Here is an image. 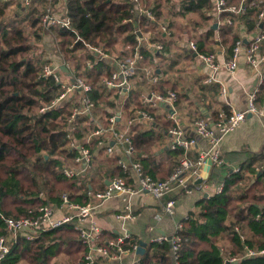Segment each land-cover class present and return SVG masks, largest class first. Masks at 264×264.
I'll return each mask as SVG.
<instances>
[{
	"label": "trees",
	"instance_id": "16d2710c",
	"mask_svg": "<svg viewBox=\"0 0 264 264\" xmlns=\"http://www.w3.org/2000/svg\"><path fill=\"white\" fill-rule=\"evenodd\" d=\"M241 1L229 0V4ZM48 2L32 0L24 12L18 14L17 11L13 18H7V7L11 2L0 0V236L7 231L2 216L18 218L43 204L60 205L64 193L68 194L70 201L86 204L90 201V189L99 191L107 186L99 168L94 169L93 164L87 173L73 178L64 176L61 167L63 160L71 164L78 153L77 148L70 147L72 140L89 146L91 152L101 145L98 136L91 137L89 141L87 136L98 125L107 127L115 110L125 113L126 120L133 119L131 135L135 151L132 160L141 162L147 174L163 180L179 166L184 149L177 146L171 150L168 168L156 174L151 153L164 134L158 132L151 136L153 127L157 129L163 125L168 130L173 124L162 122L156 108L144 102L138 90H132L124 102L120 101L119 91L103 83L113 71L107 59L88 65L97 58L92 48H99L108 55L118 53L122 58L139 51L143 59L137 71H142V75L148 78L151 91L162 95L174 91L176 106L179 92L171 85L172 82L162 78V72H157L155 62L158 57L165 59L163 53L168 52L171 45L169 38L179 39L187 33L196 45L197 54H214L216 47H224L226 58L230 60L237 42H243L240 27L243 26L248 33L264 28V19L259 17L264 10V0H244L246 12L241 16L230 12L218 14L220 20H224L218 29L219 39L215 38L217 30L212 28L211 0H179L178 4L171 0H139L140 6L154 19L146 12L138 13L133 0H66L70 28L53 25L48 28L55 35L65 61L74 69L69 77H81L90 83L93 87L90 98L94 102L91 116H79L76 129L69 136L68 119L72 109L79 106L78 94L61 106L40 112L59 90L58 83L52 78H40L42 66L51 63L40 51V41L46 28L43 16ZM190 15L201 18L202 21L198 18L190 20L197 27L205 22L208 29L199 32L201 28H198L193 34L190 26L180 22L181 17ZM228 18L233 19L232 23L225 22ZM165 22L168 23L167 32L159 27ZM138 31L142 36L147 35V43L138 40ZM157 45H162V49L156 50ZM147 69H154L157 81H152ZM256 104L264 108V79L258 88ZM138 111H145L153 117L151 124L146 123L152 125L151 128L140 127ZM222 111L230 114L231 108L224 104L220 110H210L211 121ZM203 118L208 119L195 115L193 123ZM198 154L191 156L195 160ZM106 157L105 162L109 166L118 164V156L108 154ZM262 164L264 151L231 174L222 193L203 198L197 210L191 211L181 221L182 228L178 232L182 238L181 247L175 263L170 264H228V255L240 257L238 262L230 264H264V254L259 253L264 250V169H258ZM114 169L116 173L111 174V179L126 176L120 164ZM185 193L179 192L180 195ZM111 235L104 236L102 242L106 243V238H117ZM220 239H224L219 242L224 252L218 244ZM141 243L133 237L126 247ZM245 246L258 254L246 257ZM89 250L80 233L72 225H67L47 231L43 237L33 241L19 239L3 264H58L57 258L62 254L75 263ZM171 251L169 241L152 243L148 247L145 244L142 264H165Z\"/></svg>",
	"mask_w": 264,
	"mask_h": 264
},
{
	"label": "built area",
	"instance_id": "2783aa9c",
	"mask_svg": "<svg viewBox=\"0 0 264 264\" xmlns=\"http://www.w3.org/2000/svg\"><path fill=\"white\" fill-rule=\"evenodd\" d=\"M46 12L43 16V24L46 28L48 26H61L70 28V18L66 13V0H48ZM138 2L139 0H133ZM55 8L57 9L55 11ZM216 11L218 14L224 12H230L235 16H241L246 12V5L244 0L239 4H229V0H216ZM147 15L154 19L153 15L146 11ZM260 19H264V10L260 12ZM218 23H223L224 20L218 19ZM233 19L228 18L225 20L227 23H232ZM264 40V28H259L251 39V44L245 49L244 56L246 60L254 67H258L260 61L264 57V50L262 49V42ZM243 42L240 40L237 42L234 48V54L230 60L226 62V68L230 72H234L238 67L239 58L241 56ZM190 46L196 51V45L193 41L190 42ZM162 49V45H157L156 50ZM93 52L100 56L102 59H106L108 54L99 48H92ZM199 57L210 64L214 69H218V64L214 62L213 55L198 54ZM143 59V55L137 51L134 55L128 57H118L116 59V67L113 69L110 77L104 79V85L109 88H115L119 93L126 94L134 88L133 77L136 74V70L139 67L140 62ZM88 63L89 66L92 62ZM147 73L152 77V81H157V77L154 74V69H147ZM67 76V77H66ZM40 78H52L58 83L59 90L55 98L48 106L42 107L40 112H44L49 108L63 105L65 101L71 99L76 94L79 95V106L72 109L69 121V136L76 129V120L79 116L91 115L94 109V102L90 98V92L93 87L90 83L85 81L81 77L70 78L64 74L58 67L52 63H46L42 66L40 72ZM264 79V74L261 76V82ZM213 78H208L207 82H212ZM225 88H223V92ZM258 88L249 97V103L246 110H234L232 109L230 114H226L223 111L218 114L217 118L213 121L209 119H200L195 123V131L198 135L207 138L211 142V148L208 151H202L198 154V157L194 160L189 151L193 149L196 144L195 139H182V131L179 127L171 130L174 134L172 140L173 148L180 146L184 149V154L180 159L179 166H177L171 175L163 180H156L147 174L143 168V165L139 161L132 160L135 147L133 138L131 135V125L133 119L119 121L121 115L120 110L118 113L112 115L109 118V125L107 127L98 125L96 129L87 138V141L92 136H98L100 138L99 143L107 144L108 154L114 153V146L118 145L126 159L120 158L119 164L122 166L125 173L128 170H132L134 176H136L138 184L132 186L127 182L126 176L113 177L108 185L99 191H88L90 201L86 204L70 201L68 194L64 193L62 196V203L57 204H43L36 210H30L28 215L23 217H6L2 216L7 232L5 235L0 236V264H3L5 258L12 251L15 244L19 239H26L33 241L44 236V233L50 230L58 229L67 225H72L80 233L82 242L89 247V252L84 258L76 261L74 264H115L113 259L117 258L125 253H137L139 247L138 244H133L131 247H126V244L133 239V236L127 230L124 233L119 234L117 238L108 239L106 243L102 242L104 238V232L96 222L95 213L96 209L101 206L107 199L120 195L125 201L123 212L117 216L120 219H132L135 217L131 204L128 198L137 193L147 192L157 199H161L167 194L174 191H184L186 193L192 191L195 187L203 189L207 186L205 180L198 183L197 180L201 177L200 167L207 162V159H211L214 167H222L225 163L224 155L222 154L219 143L221 139L232 132L241 122H243L248 113L258 114L264 116V108H259L256 104ZM158 100H168L173 106L177 99V95L174 91H169L166 95L157 94ZM137 114L145 118L146 123L149 125L153 121V117L145 111H138ZM120 122V123H119ZM114 142L110 144L109 141ZM71 148H77L78 153L72 160L71 164H68L65 160L61 169L64 176L73 178L81 176L87 173L93 164V156L89 146L83 145L76 140H72L70 143ZM258 169H264V164L258 167ZM240 169H236L238 172ZM205 181V182H204ZM226 186V180L220 181L215 187L211 195L208 197L220 194L223 192ZM34 209V208H33ZM174 210V201L167 202L164 211L166 213H172ZM182 228V223L177 225V231L172 236L171 240L168 237H157L155 242L163 243L169 241L171 243V250L173 259L176 261L178 258V251L181 247L182 238L178 233ZM238 229V228H237ZM245 256L250 257L258 253L249 249L247 246ZM264 254V250L259 252ZM137 257L133 262L129 264H142L140 254L137 253ZM240 257L237 255L229 256L228 262H238ZM120 264V263H119ZM125 264V263H123Z\"/></svg>",
	"mask_w": 264,
	"mask_h": 264
},
{
	"label": "crops",
	"instance_id": "0c3cea01",
	"mask_svg": "<svg viewBox=\"0 0 264 264\" xmlns=\"http://www.w3.org/2000/svg\"><path fill=\"white\" fill-rule=\"evenodd\" d=\"M31 1L32 0H22L24 4H22L23 10L29 6ZM171 1L175 4L179 3V0ZM211 1L213 6L211 13L214 16L213 23L219 22L218 19L220 18L216 11V0ZM135 3L138 13L146 12L140 6L139 1ZM20 11L19 9L18 12L20 13ZM193 18L194 16L192 15L181 17L180 22L190 26V30L193 34L197 33L196 31L198 28H201L199 32H204L208 29L205 22L197 27L195 23L190 21L193 20ZM195 18L197 17L195 16ZM198 19L201 20V18ZM167 24L166 22L159 24L162 31L167 32ZM220 26L221 23H219L218 28L215 29L217 30L215 33L216 39H219L218 29ZM239 32L243 38V45L238 67L234 72H230L225 66L228 60L224 47H216L214 54H212L214 62L218 64V69H214L208 62L201 59L198 54L196 55L195 50L190 46V42L193 40L188 37L187 33H184L179 39L168 37V41L171 43L170 50L163 53L165 59L158 57L155 59V62L158 65L157 72H162V78L172 82L171 85L179 92L180 99L176 106L175 104L172 106L168 100H158L157 94H159V92L155 93L151 91L148 78L142 75V71L136 70L137 72L132 79L134 84L132 90L140 91L144 102H148L150 107L156 108L155 112L161 117L162 122H170L173 124L168 130H165L163 125L157 126V129L153 127L154 130L151 136H156L158 132L164 134L163 139L158 141L151 153V161L153 162L152 168H154L156 174L161 169L166 170L172 158L171 150L173 149L172 140L174 137V134L171 133L172 129L179 127L182 131L181 136L184 139H195L196 144L189 153L190 156L193 153L198 154L202 151L210 150L211 142L207 138L196 133L195 124L193 123L195 115H203L211 120L210 110H220L224 104L229 105L231 110H246L248 107L249 97L259 88L261 76L264 74V57L260 61L258 67L252 66L246 60L244 54L247 45L256 31L248 33L242 26L239 28ZM137 38L143 44L148 41L147 35H141ZM40 47L43 56L54 66L58 67L64 74H66V72L63 71V66H67L69 72L72 74L74 73L72 65L65 61L64 55L57 44L55 35L49 28H45L43 31ZM95 56L97 57L95 63L102 60L97 54H95ZM117 58L118 53L108 55L106 58L113 69L116 67ZM208 78H213V81L207 82ZM223 88H225L224 92ZM131 91L126 94L121 92L120 101L124 102L129 97ZM117 113V110H115L114 114ZM248 114L243 122L221 139L219 148L224 155L225 163L219 168L212 166L209 176L204 179L207 183L206 187L201 189L197 186L184 195H180V191L176 190L161 199H157L147 192L133 194L128 198L135 214V217L132 219H120L117 216L119 213L123 212L125 206L123 197L117 194L107 199L96 209L95 219L103 230L104 236H112L111 234L118 236L124 233V230H127L139 242L147 244V247L152 243H157L155 242L157 237L173 236L177 231V225L188 217L191 211L197 210V205L205 198L206 193L211 195L220 181L226 180L231 174L236 172V169H241V167L246 164V162L250 161L253 156L264 151V116L251 113L248 116ZM118 119L121 122L125 121L127 119L125 113L123 114L121 112ZM138 121L140 127L144 129H149L152 126L146 125L145 118L142 116H140ZM90 135L91 133L87 137ZM109 143L114 144L112 140L109 141ZM92 153L93 168H99V174L103 176L106 185H108L111 174L116 173L114 168L119 164V159H126V157L122 149L118 145H115L113 155L119 157L118 164L109 166L105 162L106 156L108 155L106 143L97 146ZM144 154L147 156V153ZM206 163L199 168L201 174L204 172ZM126 179L130 185L137 186L138 181L136 176L132 173V170H128ZM171 200L174 201V210L172 213H166L164 211L165 206L167 202ZM221 240L224 241V239H220L218 240V244H220L219 242ZM220 249L222 252L225 251L221 244ZM136 255L138 254L132 252L125 253L114 258L113 263L129 264L137 257ZM229 256L230 255L226 257L227 260ZM140 257H142V255H140ZM170 263H175L172 251L171 254L169 253L167 255L165 264Z\"/></svg>",
	"mask_w": 264,
	"mask_h": 264
},
{
	"label": "water",
	"instance_id": "95a60500",
	"mask_svg": "<svg viewBox=\"0 0 264 264\" xmlns=\"http://www.w3.org/2000/svg\"><path fill=\"white\" fill-rule=\"evenodd\" d=\"M218 25H219V23L218 22H215L212 25V28L213 29H217L218 28ZM138 34H139V36H141V33L139 31H138ZM196 55H197V53H196ZM62 69H63V71L66 72V75L71 76V72H69V69L67 68V66H63ZM249 115H250V113L248 114V116ZM182 139H184V138L182 137ZM212 166H213L212 160L211 159H207V163L205 165L204 172L201 175V177L197 180L198 183H201L204 179H206L209 176V173H210V170L212 169ZM258 175H260V173ZM205 197H208V194L207 193L205 194ZM171 238H172V236H169L168 237L169 240H171ZM144 252H145V243L142 242L139 245L138 249H137V253H139L140 255H143ZM228 264H230V263L228 262Z\"/></svg>",
	"mask_w": 264,
	"mask_h": 264
},
{
	"label": "rangeland",
	"instance_id": "374dc122",
	"mask_svg": "<svg viewBox=\"0 0 264 264\" xmlns=\"http://www.w3.org/2000/svg\"><path fill=\"white\" fill-rule=\"evenodd\" d=\"M8 1H10L11 3L7 7V18H13L15 16V13L17 11H19V9L21 10L20 13L25 11L22 8L24 5L22 0H8ZM1 2H2V0H1ZM20 2H22L21 6L19 5ZM20 13L18 12V14H20ZM193 16H194V18H195V16L198 18L197 15H193ZM40 51H41V47H40ZM5 234H3V235H5ZM81 256L82 255H80V257L77 259L79 260L81 258ZM68 259L70 260V258L67 255L62 254L60 257L57 258L58 264H68V262H70V261H68ZM78 260H76V261H78ZM73 263L74 262H70V264H73Z\"/></svg>",
	"mask_w": 264,
	"mask_h": 264
}]
</instances>
